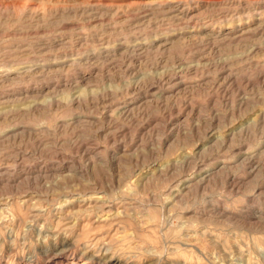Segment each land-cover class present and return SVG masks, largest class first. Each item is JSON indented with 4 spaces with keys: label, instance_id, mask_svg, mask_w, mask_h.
<instances>
[{
    "label": "rangeland",
    "instance_id": "374dc122",
    "mask_svg": "<svg viewBox=\"0 0 264 264\" xmlns=\"http://www.w3.org/2000/svg\"><path fill=\"white\" fill-rule=\"evenodd\" d=\"M0 264H264V0H0Z\"/></svg>",
    "mask_w": 264,
    "mask_h": 264
},
{
    "label": "bare ground",
    "instance_id": "6f19581e",
    "mask_svg": "<svg viewBox=\"0 0 264 264\" xmlns=\"http://www.w3.org/2000/svg\"><path fill=\"white\" fill-rule=\"evenodd\" d=\"M101 255V254H100Z\"/></svg>",
    "mask_w": 264,
    "mask_h": 264
}]
</instances>
